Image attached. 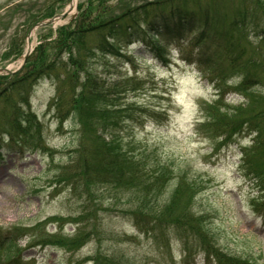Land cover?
<instances>
[{
	"label": "rangeland",
	"instance_id": "obj_1",
	"mask_svg": "<svg viewBox=\"0 0 264 264\" xmlns=\"http://www.w3.org/2000/svg\"><path fill=\"white\" fill-rule=\"evenodd\" d=\"M151 1L154 0H112L113 4L119 2L126 6ZM196 1L202 12L213 0H186L187 4ZM243 1L214 0L216 17L209 16L213 20H209L207 28L231 47L247 46L258 51L262 40L252 31L247 35L236 26H229L232 22L229 15L242 7ZM259 1L245 0L244 5L255 10L261 4ZM69 2L0 0V60L7 50V42L16 38V30L21 29L18 26L25 21L22 14L12 13L8 17L10 10L25 4L34 10L30 13L33 15L51 5L56 11L54 17L63 13ZM86 2L89 0H76L75 13ZM8 22L9 27L3 30L2 25ZM58 26L35 30L31 36L32 48L45 42L44 38L50 34L52 37L48 40H54ZM182 37L169 40L159 37L152 42L167 63L158 60L150 45L141 41L127 45L121 40L113 43L111 53H97L90 61L93 74L106 84L124 81L123 87H118L121 93L109 96L108 100L115 97L116 101L106 102L102 98L101 104L115 101L128 107L120 116L129 117L114 131L120 143L117 148L127 157H136L133 171L140 175L142 182L154 180L155 191L150 193L155 207L170 205L175 212L181 215L184 212L182 216L186 219L183 220L191 223V227L197 228L193 217L198 216L208 238L228 257L248 264H264V221L255 211V205L264 202V191L251 183L240 169V149L249 147L251 139L237 137L228 147L214 152L216 142L206 128L207 109L221 96L222 112L263 116L264 87H251L258 92L248 90L247 97L243 98L238 79L234 77L224 80L222 89L218 90L213 74L222 76L219 73L224 70L231 74L235 70L230 64L223 66L216 62L217 72H214L194 62L198 57L214 55L219 59L217 39L213 43L200 41L197 32L188 31ZM23 49H26L25 41ZM11 64L15 68L18 60L0 61V67ZM252 66L259 73L264 72V63ZM53 79H41L25 93L15 87L5 98L7 102L0 103V117L1 110L8 112L0 118V135L7 130L9 112L15 104L29 107V113L40 125L38 135L32 129L31 134L22 135L30 139L27 146L34 147L35 151L29 154L27 151L21 157L17 150L4 149L0 159V236L11 234L12 241L17 243L8 255L21 251L22 264H215L207 261L195 245H190L188 253L184 251L183 244L172 233L156 239L134 226L132 217L125 213L136 211L142 218L150 216L153 210L149 198L145 207L138 205L139 199L146 201L143 194H134L135 190H143L142 186L133 188L129 185L136 183L125 178L117 186L101 183L100 174L93 168L85 174L82 167L78 168V178H70L69 173H76L74 167L79 166L81 158L90 160L95 150L106 152L107 149H103L101 130L91 122V114L80 127L71 119L68 109L63 108V123H60L52 105H59L60 91L64 102L75 100L78 86L72 90V79L67 75L60 81ZM78 84L82 82L79 80ZM5 139L1 143L4 147L8 144ZM177 188L181 195L175 201Z\"/></svg>",
	"mask_w": 264,
	"mask_h": 264
},
{
	"label": "trees",
	"instance_id": "obj_2",
	"mask_svg": "<svg viewBox=\"0 0 264 264\" xmlns=\"http://www.w3.org/2000/svg\"><path fill=\"white\" fill-rule=\"evenodd\" d=\"M263 2L264 0H260L259 3L261 4L256 6L254 10L250 6L244 5V0L243 5L241 4L242 7L239 6L236 10H233L228 17L232 18L230 20L232 21L231 24L229 23L230 27L236 26L242 32L246 31L247 35L252 31L253 35L262 40V44L264 43ZM44 5L47 4H42L43 7ZM210 5L212 8L209 7ZM214 5L215 2L213 0L212 3L204 6V10L200 12L201 6L197 1L187 4L186 0H154L137 6L119 5V2L113 4L112 0H89V2L82 3L78 7L77 16L68 25L57 29V37L54 40H48L52 37L50 34L44 38L45 42L39 44L32 51L20 72L0 76V103L7 102L5 98L14 91L15 87L22 91V93H25L41 79L54 78L60 81V78L65 79L67 75L68 78L72 79V90H75L76 86H78L77 95H75V100L69 102L68 99L64 102L65 100L63 101L60 91V95L58 94L59 98L57 99L59 105H52L56 108L57 118H60L59 120L62 124V111L63 108H66L68 109L67 113H71V119L73 118L81 127L91 114L93 119L91 122L97 129L101 130L100 136H102V144L105 146L103 149H107V158H105L106 152L101 151L102 149L100 151L95 150L90 160L87 157L83 159L80 157L82 162L80 159L79 166L74 167L76 173L72 171V173H69L70 178H78V173L80 172L78 168L82 167V173L84 174L93 168L94 172L100 174L99 176L102 178L101 183L104 184L111 183L110 185L117 186L123 183L122 180L124 178L128 179L136 183L129 186L137 188V185H140L144 188L141 191L135 190L134 194H143L144 200L149 198L150 209H153L150 212V216L142 218L138 216L136 211L125 213V215L132 217L134 226L141 232L150 233L156 239L162 238L165 233H172L178 237L187 252L190 251V245H195L205 254L208 261H213L215 264H232L233 262L236 264H248L247 261L241 262L223 253L208 238L209 234L205 230L206 227L200 224L198 216L193 217L196 221L195 223H197V228L195 226L191 227L189 226L191 223L183 220L185 218L182 216L185 215L184 212L181 215L172 210L170 205L164 206V208L154 206V196L150 193L155 191L153 189L154 180L148 179L142 182V178L138 177L140 175L133 171V159L136 157L132 155L127 157L125 154H121L117 148V144L120 143L114 131H116L117 126L122 120L129 117H121L122 113L128 110V107L117 104L115 102L117 98L115 97L110 100L108 99L110 95L121 93L118 87L119 85L123 87L124 81L106 84L93 74V70L90 67V61L97 53L101 55H105L106 52L111 53L115 47L113 43L121 40H125L128 43L141 41L146 45H150V50L156 58L163 63H167L161 50L153 44L154 41L159 36L170 39H182V36L187 31L197 32L200 41L206 40L213 43V40L217 39L216 44L219 48V51H216L219 59H215V55L212 58L198 57L194 60L197 66L204 65L217 72V69H214V65L222 63L223 66L224 64H230L231 69L235 70L232 73L230 72L231 74L224 70L219 73L222 76L213 74L212 79L215 85H217V89H222L224 80L227 81V79L235 77L240 84L243 98L247 97L245 92L248 90L252 93H257L258 91H253L251 87L257 85L264 87V72L259 73L255 68H252V65L258 67L264 63V55H262L261 50L263 45L258 44V51L250 50V47L247 46L231 47L220 36L212 33L207 27L210 24L209 20H213L209 16L214 15L216 17V13L213 10L215 9ZM26 7L25 4H20L10 10V13L7 15L11 18L12 13L22 14L25 15V21L21 26H18L21 29L16 30L21 45L8 46L7 50L1 55L2 59L0 61L8 63L19 58L23 51L22 44L24 43L25 32L37 22L51 18L56 12L50 5L43 12L30 15L34 10H31L29 7L27 9ZM218 17H220V14H218ZM9 25V22L7 24L4 23L2 25L3 30L8 28ZM117 51H120L119 48H117ZM211 61H214V64ZM79 80L82 84L77 85ZM102 98H106V102L114 99L115 101L111 104L102 105ZM24 103L28 106L26 100H24ZM223 105L221 96L220 99L215 100L212 106L207 109V132L216 142L213 151L217 152L224 147H228L237 137H250V146L240 149V169H242V172L245 173L249 181L263 192L264 115L259 117L254 115L245 116L237 112H222ZM16 106L15 104L9 112L10 118L8 117L6 122L8 131L6 130L5 133L0 135V150L1 147H4L1 143L6 141L5 138H7L8 144H6L5 148L8 151L11 149L17 150L16 152L19 155H24L25 152L30 151L27 153H32L35 149L34 147L27 146L30 139L22 135L25 132L31 134L30 129L38 135L40 125L34 120L32 113H29V107L23 109V107ZM153 111L151 112L154 113ZM6 113L8 112L1 110V117H5ZM156 181L159 183L158 178H156ZM179 192L180 190L177 188L176 195L174 196L176 198L175 201L181 195V192ZM139 201L138 205L140 207H145L149 202L146 200L143 203L140 199ZM255 211L264 221V202L257 203ZM190 239L193 242H190ZM5 241L7 242L5 243ZM16 246L17 243L15 240L12 241L11 234H7L6 237L5 234L0 236V264H22L20 260L22 257L21 251H17L10 256L8 255Z\"/></svg>",
	"mask_w": 264,
	"mask_h": 264
},
{
	"label": "bare ground",
	"instance_id": "obj_3",
	"mask_svg": "<svg viewBox=\"0 0 264 264\" xmlns=\"http://www.w3.org/2000/svg\"><path fill=\"white\" fill-rule=\"evenodd\" d=\"M75 1L76 0H70V2H69V4H68V6L65 8V10H64V12L63 13H61V14H64L65 16L61 19V21L60 22H62V20L64 19V18H66L67 16H71V14H73L72 15V17L69 19V21H67L64 25H60V26H58L57 28H60V27H63V26H65V25H68L76 16H77V14H78V12L77 13H75L76 12V3H75ZM71 3L72 4H74L73 6H71ZM60 15V14H59ZM47 20H49V18L48 19H44V20H41V21H47ZM40 21V22H41ZM56 25H58V24H56V23H52V24H44L43 26H41V27H39V28H46V27H49V26H51V27H53V26H56ZM39 28H37V29H39ZM37 29H35V30H37ZM31 30H28L27 31V34H26V36H25V38H24V41L26 42V49H25V51H24V49H23V51H22V55L19 57V58H17L16 60H14V61H11V62H16L17 60H18V65L14 68L13 67V65L11 64V65H8L10 68H11V71H13L14 73H18V72H20L21 70H22V68L25 66V64H26V62H27V59H28V57H29V55L32 53V51L38 46H36V47H34V48H32V43H31V36H32V33L34 32V31H32L31 32V34H30V37H29V40H28V34H29V32H30ZM160 37V36H159ZM158 37V38H159ZM18 36H16V38L15 39H10L7 43V47L8 46H20L21 45V41H19L18 40ZM161 38H163L164 39V37H161ZM165 39H167V40H169L170 38H165ZM126 43H127V45H130V44H133V43H135L136 41H133V42H130V43H128L127 41H125ZM22 48H24V43L22 44ZM28 49H30V53L28 54V56H27V58H26V61H25V63H24V65L22 66V68H20V69H18L19 68V66L22 64V61H23V58H24V55L26 54V52H27V50ZM10 62V63H11ZM7 66V67H8ZM18 69V70H17ZM29 105V104H28ZM24 108V107H23ZM244 138H246V137H244ZM251 142V141H250ZM251 144V143H250ZM4 149H6L5 147H1V150H0V153H1V158L0 159H2V156H3V153H2V151L4 150Z\"/></svg>",
	"mask_w": 264,
	"mask_h": 264
},
{
	"label": "water",
	"instance_id": "obj_4",
	"mask_svg": "<svg viewBox=\"0 0 264 264\" xmlns=\"http://www.w3.org/2000/svg\"><path fill=\"white\" fill-rule=\"evenodd\" d=\"M76 3V1H75ZM74 4L71 3V6H73ZM65 15L64 14H60V15H57L47 21H41L37 24H35V26L31 29V31L29 32L28 34V40H29V37H30V34L32 31H35V29L43 26L44 24H52V23H56V24H60L61 22V19L64 17ZM30 53V49L27 50L26 54L24 55V58H23V61H22V64L19 66L18 69L22 68V66L24 65L25 61H26V58L28 56V54ZM17 69V70H18ZM14 73L13 71H11V68L8 66V67H4V68H0V75L2 74H12Z\"/></svg>",
	"mask_w": 264,
	"mask_h": 264
}]
</instances>
